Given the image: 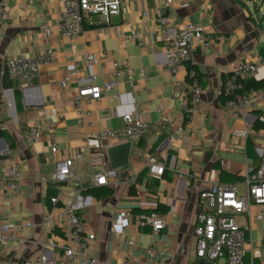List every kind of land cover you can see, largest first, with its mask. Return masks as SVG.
Wrapping results in <instances>:
<instances>
[{
	"label": "crops",
	"instance_id": "obj_1",
	"mask_svg": "<svg viewBox=\"0 0 264 264\" xmlns=\"http://www.w3.org/2000/svg\"><path fill=\"white\" fill-rule=\"evenodd\" d=\"M260 1L261 7L256 10V0H171L172 9L161 10L174 26L197 25L208 35L219 34L224 38L214 48L207 51L194 48L192 52V66L201 76L204 94L190 123H185L180 105V101L187 99L185 73L168 72L163 50L156 41L159 32L153 20L157 11L150 0H123L120 13L110 19L105 30H86L74 39L60 36L58 24L62 10L58 0H7L8 19L0 29V126L12 137L14 148L9 150L4 141L0 142V153L9 151L22 173L18 196L0 198V224L11 229L22 228L20 240H10L3 253L7 261L20 264L33 259L49 239L56 245L62 244L60 234H44L39 223L48 210L46 196L48 186L53 184L55 161L70 156L71 151L81 146L83 132L77 127L71 104L76 83L64 90L57 84L72 67L76 68L78 78H86L90 65L85 58L91 55L96 60L91 71L97 86L109 79L114 62L133 70L144 68L147 80L137 75L132 80L118 78L114 90L99 101L83 105L92 123L86 133L121 128L122 114L136 116L148 130L131 142L129 164L116 172L118 185L108 197L96 199L85 193L94 188L87 152L72 163L73 179L79 180L81 188L70 184L67 195L96 236L89 244V254L96 258V264L143 259L151 238L136 226L138 216L131 211L150 210L160 203L168 208L167 227L152 238V243L156 251L163 252L161 264L197 263L192 235L197 195L207 188L211 173L221 171L218 159L229 162L232 173L239 172L244 165L242 141L230 136L232 130L241 127L242 121L222 108L219 90L225 74L264 47V22L260 20L264 0ZM157 5L161 8L162 1L157 0ZM45 29L50 32L48 38L43 34ZM133 34H137L141 46L128 39ZM44 49L51 50L52 63L41 67L33 80L11 82L20 92L22 106L13 119L8 96L1 87L6 62L37 56ZM100 62L104 63L103 68L99 67ZM263 78L261 70L258 79ZM116 95L120 96L119 100L113 99ZM261 110L264 114L263 106ZM159 111L171 117L169 123L162 122ZM45 119L51 121L58 144L55 156L50 153L45 135L36 141H26L28 128L35 122L43 126ZM170 136L176 139L173 149L158 151ZM115 144L107 141L109 147ZM236 149L243 155L240 163L229 158ZM148 157L164 169L159 178L147 174L158 181L152 192L143 183L136 184ZM132 185L135 196L128 195ZM250 214L262 216L261 221L250 222V240L253 248L258 244L254 248L258 255L264 250V236L260 241L256 236L259 228L264 230V207L252 206ZM25 224L31 226L26 228ZM253 263L260 261L257 258Z\"/></svg>",
	"mask_w": 264,
	"mask_h": 264
},
{
	"label": "built area",
	"instance_id": "obj_2",
	"mask_svg": "<svg viewBox=\"0 0 264 264\" xmlns=\"http://www.w3.org/2000/svg\"><path fill=\"white\" fill-rule=\"evenodd\" d=\"M62 10V18L58 24L60 36L66 39H74L86 30H105L110 19L121 11L123 0H58ZM157 14L153 20L159 35L156 41L160 44L168 72L175 75L178 71H184L187 81V99L180 101L184 112L185 123H190L194 109L202 102L204 88L195 69L192 66V52L194 48L207 51L216 45L223 43L224 38L219 34L208 35L197 25L187 24L181 27L170 24L163 16L161 10L172 9L171 0H161L163 5L158 7L157 0H150ZM7 0H0V29L8 19ZM49 37V30L43 32ZM138 46L137 34L128 37ZM50 49L42 50L37 56L26 58H13L6 62L9 79L19 83L24 80H33L41 67L52 63ZM90 65L86 78H78L77 70L72 67L58 81V88L67 89L72 82L76 83L75 92L72 95L71 104L75 110L76 124L83 132L81 146L71 151V155L62 160H56L53 170V184L56 194L47 198L48 210L39 223L40 230L47 235L60 234L61 245H56L51 239L43 246V251L33 259H27L20 264H96V258L89 254V244L95 240L94 232L89 229L83 217L77 211V207L68 197L67 189L70 184L78 189L79 180H74L71 172L74 160L80 159L87 152L94 187L116 188V172L111 171L106 158L105 150L109 147L107 141L121 144L133 142L143 136L148 126L136 116L122 114V127L116 130H101L88 134L86 130L92 126L89 121L90 113L83 109V105L99 101L108 92L116 87L118 78L132 80L134 75L143 81L147 80L144 68L137 70L112 63L113 71L108 74V80L101 86H97L96 76L91 71V66L96 64L93 56L85 58ZM100 68L104 63L100 62ZM264 71V59L255 54L251 59L239 61L234 69L225 74L219 90L220 105L227 112L239 118L242 125L230 132L232 138L242 141L244 152V165L236 173L231 172V164L218 159L217 164L226 174L236 176L231 182L218 179V173L212 172L206 189L197 195V210L193 224L194 253L196 262L203 260L206 264H254L258 258L259 264H264V250L258 255L250 240V222L261 221L262 216H251L250 208L264 207V144L256 145L251 139L254 136L264 139V130L255 132L253 124L259 122L264 125V114L259 105L264 107V78L258 79V73ZM74 78V81L72 79ZM249 81H263V88L248 87ZM175 98L179 97L174 95ZM119 100L120 96L113 97ZM162 122L169 123L170 116L163 114ZM260 112L259 114H257ZM45 135L49 143L50 153L55 156L58 153V144L55 142L52 123L44 120L41 126L37 122L31 125L26 133V141H36ZM175 138L170 136L163 141L158 151H170L174 147ZM251 140L255 160L246 156L245 144ZM256 161V162H255ZM148 175L160 177L163 167L155 163L150 157L145 165ZM22 173L18 164L13 160L9 151L0 153V198H15L18 196ZM49 187V186H48ZM241 220V223H240ZM30 224H25L29 228ZM136 226L148 234L151 244L144 251L143 259H123L121 264H161L162 251H156L152 238L163 232L167 225L165 215L150 213L142 214L137 218ZM22 228L11 229L7 224H0V264H11L3 257L10 240H20ZM248 246V250H246Z\"/></svg>",
	"mask_w": 264,
	"mask_h": 264
},
{
	"label": "trees",
	"instance_id": "obj_3",
	"mask_svg": "<svg viewBox=\"0 0 264 264\" xmlns=\"http://www.w3.org/2000/svg\"><path fill=\"white\" fill-rule=\"evenodd\" d=\"M260 20L262 22H264V11H263V14H262V17ZM258 54L264 59V47L259 49ZM187 68L195 69L194 66H190V67L188 66ZM198 76L201 79V76L199 74H198ZM247 86L248 87H254V88H263V81H249L247 83ZM11 91H12L13 106H14V110H15V113L17 116L22 111V106H21L20 92L17 89L16 84L11 83ZM259 113L260 112H258L257 114H259ZM253 130L255 132H258L260 130H264V125L260 124L259 122H255L253 124ZM0 140H3L6 143L9 150H12L14 148V142H13L12 137L8 134V132L6 130L2 129L1 126H0ZM245 148H246L247 158L255 160V155L253 152V145L251 143V140L246 141ZM216 166L217 165H214V169L217 170ZM147 174H148L147 170H145V169L142 170L137 175L136 184L141 185L143 183L145 185V187L148 188V190L150 192H152L157 187L158 181L156 179L147 177ZM162 174L160 177L163 176ZM235 178H237V177L234 175H230V174H226L224 172L218 171V179L220 181L231 182ZM56 191L57 190L55 187L49 185L46 197L48 198V197L54 196L57 193ZM112 191H113L112 188L94 187V188L86 190L85 193L91 195L92 197H94L96 199H99V198H105V197L110 196L112 194ZM128 195H130V196L136 195L135 185H132L128 189ZM131 213L134 216H139L142 214L145 215V214H150V213H157V214H161V215H166L168 213V208L166 206H164L163 204L157 203L153 209H150V210L133 209L131 211ZM145 233H148V231L145 230Z\"/></svg>",
	"mask_w": 264,
	"mask_h": 264
},
{
	"label": "water",
	"instance_id": "obj_4",
	"mask_svg": "<svg viewBox=\"0 0 264 264\" xmlns=\"http://www.w3.org/2000/svg\"><path fill=\"white\" fill-rule=\"evenodd\" d=\"M2 90L6 92L8 96V102L12 118L15 119V111L13 106V99L11 93V81L9 79L8 70L5 67L1 78ZM3 142V140H0ZM131 148V142H124L121 144H115L108 147L105 150L108 165L111 171L117 172L122 168H125L129 164V153ZM196 264H206L205 261L199 260Z\"/></svg>",
	"mask_w": 264,
	"mask_h": 264
},
{
	"label": "rangeland",
	"instance_id": "obj_5",
	"mask_svg": "<svg viewBox=\"0 0 264 264\" xmlns=\"http://www.w3.org/2000/svg\"><path fill=\"white\" fill-rule=\"evenodd\" d=\"M264 2V1H263ZM261 1L260 0H256V2H254V7L256 8V10L260 9L261 5H260ZM259 4V5H258ZM264 8V6H263ZM259 17H261V15H259ZM257 107L261 108V106L259 105V101L257 100ZM232 138V137H231ZM253 140V142L256 145H263L264 144V139L262 137H258V136H254L251 138ZM235 153V154H234ZM234 155L232 154V157L230 158V161L236 162V163H240L243 161V155H241L240 151L238 149L234 150ZM238 153V154H237ZM144 166V164H142ZM257 239L260 241L262 239V237L264 236V230L263 228H259L257 230ZM258 244H254V248L257 246Z\"/></svg>",
	"mask_w": 264,
	"mask_h": 264
}]
</instances>
